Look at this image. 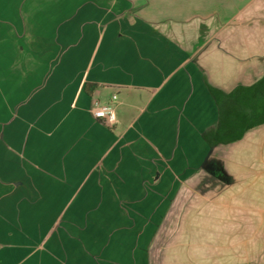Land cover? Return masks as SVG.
<instances>
[{
	"label": "crops",
	"instance_id": "1",
	"mask_svg": "<svg viewBox=\"0 0 264 264\" xmlns=\"http://www.w3.org/2000/svg\"><path fill=\"white\" fill-rule=\"evenodd\" d=\"M193 3L0 0V264H131L129 212L147 222L158 206H124L126 150L202 141L209 164L214 149L264 127L212 148L203 140L217 120L207 85L229 93L264 67L253 30H235L229 50L228 29ZM112 95L108 126L90 107ZM108 191L120 198L101 205Z\"/></svg>",
	"mask_w": 264,
	"mask_h": 264
},
{
	"label": "rangeland",
	"instance_id": "2",
	"mask_svg": "<svg viewBox=\"0 0 264 264\" xmlns=\"http://www.w3.org/2000/svg\"><path fill=\"white\" fill-rule=\"evenodd\" d=\"M192 1L194 15L211 16L218 28L228 29L229 50L236 45L235 30H253L264 67V0ZM263 139L260 127L241 142L214 149L209 164L202 141L194 148H156L154 143L126 150L132 173L117 186L129 191L124 206L139 209V201L158 206L147 222L129 212L131 264H264ZM153 166L161 177L146 180L143 172ZM205 168L208 173L187 180ZM109 191L101 192V205L111 198L118 202L120 197Z\"/></svg>",
	"mask_w": 264,
	"mask_h": 264
},
{
	"label": "trees",
	"instance_id": "3",
	"mask_svg": "<svg viewBox=\"0 0 264 264\" xmlns=\"http://www.w3.org/2000/svg\"><path fill=\"white\" fill-rule=\"evenodd\" d=\"M217 107V120L201 136L212 148L240 140L248 130L264 124V75L248 87L224 93L207 85Z\"/></svg>",
	"mask_w": 264,
	"mask_h": 264
},
{
	"label": "built area",
	"instance_id": "4",
	"mask_svg": "<svg viewBox=\"0 0 264 264\" xmlns=\"http://www.w3.org/2000/svg\"><path fill=\"white\" fill-rule=\"evenodd\" d=\"M116 101V96L112 97L106 101L101 102L99 100H93L90 107V113L92 117L111 126L115 123V113H114V103Z\"/></svg>",
	"mask_w": 264,
	"mask_h": 264
}]
</instances>
